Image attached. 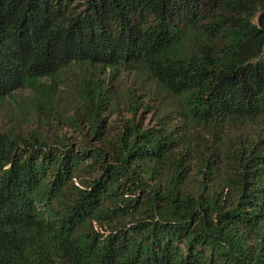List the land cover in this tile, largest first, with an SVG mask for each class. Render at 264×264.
<instances>
[{
  "label": "trees",
  "instance_id": "1",
  "mask_svg": "<svg viewBox=\"0 0 264 264\" xmlns=\"http://www.w3.org/2000/svg\"><path fill=\"white\" fill-rule=\"evenodd\" d=\"M21 89L0 264H264V0H0V105Z\"/></svg>",
  "mask_w": 264,
  "mask_h": 264
},
{
  "label": "rangeland",
  "instance_id": "2",
  "mask_svg": "<svg viewBox=\"0 0 264 264\" xmlns=\"http://www.w3.org/2000/svg\"><path fill=\"white\" fill-rule=\"evenodd\" d=\"M75 69H70L63 73L61 78L57 81L58 88L56 96L54 98L60 101V106L64 107L70 100L73 94L74 85L77 83V72ZM133 79V76L130 78ZM34 93L30 89H21L14 93V99H7L0 105V127L13 128L20 127L23 130L30 128V117L31 114L35 111L31 107V99L34 98ZM59 97V98H57ZM68 109V107H67ZM123 111V116L129 118L130 114ZM66 113H70L69 109L66 110ZM139 116H142L149 122L151 114L148 112H142L140 110ZM116 116L111 120L114 122ZM69 132L73 134V130L65 127L63 132Z\"/></svg>",
  "mask_w": 264,
  "mask_h": 264
}]
</instances>
